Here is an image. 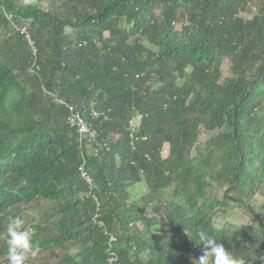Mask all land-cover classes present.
<instances>
[{"label":"trees","instance_id":"16d2710c","mask_svg":"<svg viewBox=\"0 0 264 264\" xmlns=\"http://www.w3.org/2000/svg\"><path fill=\"white\" fill-rule=\"evenodd\" d=\"M9 14L28 23L31 44ZM0 31L6 226L17 214L9 208L48 200L39 219L58 212V236L40 239L35 229L33 241L78 246L61 264H107L111 252L114 264H198L201 233L246 264H264V214L251 203L264 200V0H51L48 8L0 0ZM224 59L231 74L220 81ZM55 97L85 108L91 142L79 144ZM136 115L147 139L132 149ZM200 126L218 132L198 141ZM142 176L148 192L128 202ZM217 211L250 220L217 222Z\"/></svg>","mask_w":264,"mask_h":264},{"label":"rangeland","instance_id":"374dc122","mask_svg":"<svg viewBox=\"0 0 264 264\" xmlns=\"http://www.w3.org/2000/svg\"><path fill=\"white\" fill-rule=\"evenodd\" d=\"M16 2H20V3H24V2H28V3H32V4H38L43 8H48V6H50L51 4V0H14ZM248 15V14H247ZM249 16V15H248ZM19 23L21 22V25L25 26V32L28 31V23L27 22H22V21H18ZM70 29H67V32H69ZM2 31H0L1 33ZM5 36H8L5 35ZM28 36V35H27ZM29 37V36H28ZM27 37V39H28ZM32 41V40H31ZM31 41H28L29 44H31ZM144 43H147V41H144ZM20 60L17 61V63ZM187 71L190 70V67L186 68ZM231 74L230 69H229V63L227 59H224V61L221 64V77H220V81L223 80V78L229 76ZM178 81H181V79H178ZM264 100V98H262ZM218 131L217 129L212 130V131H206L202 126H200L199 128V135H198V141H205L207 140L209 137H211L212 135L216 134ZM19 137V136H18ZM17 137L16 142L13 143V150L12 153L9 155V157L7 158V160L9 161L8 164L11 161H15L16 157H17V152H16V143H18V141H20L21 139ZM85 145V144H84ZM168 144L165 143L162 148H161V156L164 157L167 155L168 153ZM86 147V151H88L90 149L89 145H85ZM142 179L134 184H132L129 187V196H128V202L134 200L135 202H140L141 203V196L146 194L149 190V188L147 187V183L145 178L142 176ZM1 182V179H0ZM213 189L215 191H219V193L221 192H225L228 187L226 186L224 188L223 187H219L218 185L213 187ZM212 189V190H213ZM52 203V201H48L45 200L44 202H41L39 205L34 206L33 202L26 206V205H17L13 208H9L10 211L17 213L14 218H19L21 220L24 221V226L28 227L31 225V227L34 228V230H37V234L39 236L40 239H49V238H53V237H57L58 236V231L55 229L54 225L52 224V219H56L58 218L60 215L58 212H55L52 214L51 218L48 217V219H46V222H44L43 219H39L40 214L48 209V204ZM252 205L254 206V208L256 209L258 214H264V200L261 198V196H255L254 199L251 201ZM56 204V203H55ZM53 205V203L51 204ZM151 206V205H150ZM150 206L148 208H146L147 214H151L150 212ZM158 216H161V212H158ZM227 216V218H230L232 220H236V221H240L242 223V225H245L248 223V221L250 220V217L245 218V216H241L239 214H222L221 212L217 211V213L215 214L214 218L217 222H221L225 217ZM241 216V217H239ZM0 217H2L0 219V225L1 226H6V222L9 219V215L5 214L3 211H0ZM140 224V223H138ZM38 227V228H35ZM141 227V226H140ZM6 229H4V231L0 232V264H5V259H7V255L5 252V248H6ZM218 243H222L223 245L225 244L224 240H216ZM225 246V245H224ZM78 246L73 245L72 241L66 242L61 246H52L50 248L47 249H38L37 254L33 257V256H29L28 257V264H61L60 263V259L62 258V256L66 253V252H75L78 251ZM144 254V253H143Z\"/></svg>","mask_w":264,"mask_h":264},{"label":"clouds","instance_id":"9594fccd","mask_svg":"<svg viewBox=\"0 0 264 264\" xmlns=\"http://www.w3.org/2000/svg\"><path fill=\"white\" fill-rule=\"evenodd\" d=\"M9 17L12 20V24L14 26V29L17 32H19L21 35H23L25 39H27V37L17 29L18 26H21V27H25V26L21 25L22 24L21 22L19 23L18 21H13L12 14H9ZM175 22L178 23V25H176V26H180L181 23L184 24V21H181V22L175 21ZM25 33H27V35L29 36L28 32H25ZM29 39L30 40H28V39L27 40L31 41L30 37H29ZM31 43H32V41H31ZM32 54H35L34 48L32 49ZM54 100L58 101L59 103H60L59 100H62L65 102V100L58 98V97L57 98L55 97ZM68 104H70V103H68ZM72 105L76 107V105H74V104H72ZM76 108H78V107H76ZM78 111L83 115L82 117L87 122L92 124L91 120L86 119L84 116V113H85L84 107H82V110L78 108ZM67 114H68V112H67ZM91 117H93L92 114H91ZM66 123L69 124L67 122V115H66ZM69 126L75 128V126H72L70 124H69ZM75 130H76V128H75ZM76 133L78 136L79 144L81 142H83L84 138H87V137H84L83 139H80L77 130H76ZM96 133H97V131H96ZM87 140L89 142L92 141L89 138H87ZM90 182H91V179H90ZM33 234H34V228L31 226L25 227L23 220H21L19 218H11L9 220V222L6 226V237H5L6 244H7V253H6L7 259H5V261L7 260L8 264H28V262H27L28 257L29 256L34 257L37 254L38 247L36 246V244L33 241ZM200 240H201V242L198 244L203 245L202 254L198 258L193 260V261H197L198 264H246V261L243 258H238V257L232 255L229 251H227L225 249V247L222 243H218L216 240H214L213 238H211L209 236H206L204 233L200 234ZM108 257H107V259H108ZM261 259L264 260V258H261ZM106 263L108 264L107 261H106Z\"/></svg>","mask_w":264,"mask_h":264},{"label":"built area","instance_id":"2783aa9c","mask_svg":"<svg viewBox=\"0 0 264 264\" xmlns=\"http://www.w3.org/2000/svg\"><path fill=\"white\" fill-rule=\"evenodd\" d=\"M175 25H178L177 22H173ZM184 24H187L184 22ZM17 29L24 34L26 37L27 33H25V27L18 26ZM28 40L29 37H28ZM60 103L64 104L68 108V114H67V122L75 126L79 138L83 139L84 137L89 138L90 140H93L96 137V128L93 126V124L87 122L82 116V114L78 111V109L73 106L72 104L65 103L62 100H59ZM92 116L96 117L98 115V112L96 110L91 111ZM140 121V115H136L135 117H131L128 120V140L130 145L132 146V149H135V143L139 140H146L147 136L146 135H141L138 133L137 127L138 123ZM102 145H105V143H102ZM82 174L86 176V172L82 170ZM86 179L88 182H90V178L86 176ZM97 216V214L94 215V218ZM115 240V236L110 234L108 237V242L110 243L111 241ZM112 243L109 244V249L112 247ZM114 253L111 252L110 256L107 259L108 264H114L117 260L116 257L113 255Z\"/></svg>","mask_w":264,"mask_h":264}]
</instances>
